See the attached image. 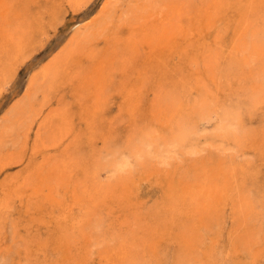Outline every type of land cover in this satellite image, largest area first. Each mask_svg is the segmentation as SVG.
<instances>
[{
	"label": "bare ground",
	"instance_id": "1",
	"mask_svg": "<svg viewBox=\"0 0 264 264\" xmlns=\"http://www.w3.org/2000/svg\"><path fill=\"white\" fill-rule=\"evenodd\" d=\"M53 1L57 3V0H51L49 1L51 6L54 4L51 3ZM90 1L91 0H61V4L63 6L72 7L77 11V9L81 10L84 8ZM44 2L46 3L48 1L45 0ZM103 2V8H97L102 10L96 12L98 17L93 23H89L88 25L81 23L85 26L83 30L79 29V32H77V30L72 31V33L75 32L77 34L71 33V35L75 34L73 38L70 36V38L66 37L70 41L68 40L69 42L66 46L62 43L64 48H61L60 51H58V49L57 52H55V50V53L50 56L48 62L41 65H39V63L37 67H33L31 76L28 74L30 78H28L25 94L22 93L23 97L20 96L21 99L19 101L16 100L18 102L12 107L10 106L8 114L4 111L6 115L4 114V118H2V120L0 119L2 122L0 124V146L2 148L5 144H10V147H14L13 145H15L17 140L22 142V147L18 145L20 148L26 147L27 144L30 143L32 130L35 129L37 125L33 136L34 138H32L34 139L32 148L35 153L43 154V158L39 157L41 159L39 163L28 165L29 167L26 168L27 171L25 173L16 175L17 171L15 172L14 170V176L12 172H10V175L12 174L11 178H8V183H6L5 188L2 189L5 194L3 198L0 197V228H3L1 224L4 223L2 218L5 210L9 212L13 206V202L16 201V197L14 198V196L18 195L22 197L26 193H30L31 196L37 197L35 201L36 205L39 202L38 206L42 204L41 206L44 208V204H49V208L53 207V212L54 208L62 207L58 215L59 219L62 221L57 218V222H53L54 224L57 223L60 225L58 233L61 237L59 236V239L58 233L57 236L52 233L50 236L47 235L48 239L44 240V236V245L45 242L47 245L49 242L50 245V241H54L60 246H56L59 250V248H62V245L64 246L66 241V243L69 242L67 243L68 247L70 243L73 245V242L75 244L74 246H78L76 243L79 239H82L83 236H85V241L86 236H88L89 242L92 245V236L96 232V237H94L96 239L94 240H96V242L98 241L97 244L100 247L96 245L98 250L103 248L100 245L103 242L106 244L105 247L108 248L109 246L107 253L106 250H101L104 252H101L103 253L102 257L104 256L106 258L105 261L108 260L107 264H140L141 262L144 263L143 260L145 259L142 260V258L149 256V251L154 252V250H151V245L157 242L156 237L159 236L160 238L161 236L160 228L156 229V225H161L162 227V224L163 226L168 223L171 224L175 219H179L176 218V216L180 214H182V216L183 214H187L186 216L188 219L185 218V220H189L188 213L186 212L190 211V209L202 218L203 215L211 214L214 210L220 208L221 204L224 203V201L226 202L228 197H232L234 191L237 195L241 193L240 191L246 193L244 186L245 183L247 184V179H245L244 174L248 171L249 167L245 168L246 166L244 165L242 166L243 170H240V164L235 160L236 158L233 160L226 155L221 158L222 162L217 158L219 161L218 166L214 167L212 165L211 167V164L208 165L206 161L200 165L199 161H202V157L196 159L192 157L195 162L194 164L197 165L199 163V168H201V171L197 168V172H200H193L195 173L194 175H192V170L188 168L186 170V167L183 169V171H186H184L183 177L181 178H175L172 174L174 170L176 172L175 167L169 171L164 170L157 172V178L164 176L163 181H169L167 182L169 183V192L163 190L169 195H167L165 201V207L167 206L166 212L163 211V209H160L162 212L155 210V208L158 209L162 203H160L161 205L159 204V207L153 204V201L156 203L157 200L162 198L158 199L157 197L156 202L150 199L152 205H150V201H148L149 206H152L151 208L154 206L153 210H155L156 213L158 212V215L160 214L161 216L160 218L162 220L159 219L158 223L154 221H158V218H156L158 217L156 216L157 214H153L156 219L152 218V222L150 220L152 214H150V212L148 213L147 208L144 207L146 212H140L139 208H141V205L138 209L132 207V209H136V211H132V215H127L123 221H121L122 219L118 220L121 227L115 223L116 219H112V216H108L117 213L114 215L117 218L120 210L115 213V208L121 207L123 210H126L133 205L131 201L137 196L138 188H140L139 184H143L144 179L151 181V179L155 177L154 171L152 170V168L154 169V167H152L154 165L152 164L154 159L160 158L159 161L162 160L160 163H164L169 167V165L173 163L175 154L176 157H179L177 156L178 154L173 153V151H170L173 154L169 153L170 155L168 156L167 151L171 150L170 147L172 145L174 148L179 146L183 148V145H186L187 148L185 151L191 152V148H193L192 152L196 154V151L200 150V140L209 138L212 139V143L208 144L206 142L205 144H208L212 151H221L220 154L227 149L233 150L232 152L238 149V153H240V149L244 146H250L252 148L258 147L257 150H259L261 154H264V122L256 125L251 118L252 113L255 111L254 109L262 102L264 103V0H104ZM40 3L41 0H0V95L3 93L5 83L9 82L11 77L16 73L18 62L22 58H20V56L24 54L25 49L28 47L27 43L29 39L34 37L37 29L41 28V25H45L46 23V19L49 15L47 12L50 11H48V8L45 9L44 7H42L44 9H39V7L42 6ZM50 4L47 6H50ZM57 5L52 9L55 12L50 8L52 12L50 14H58L56 10ZM63 11L62 16H64ZM66 12L64 14H66ZM236 16H239L238 20L235 19L237 24L233 21V18ZM92 18L93 15L91 19ZM84 20L86 21V19ZM48 23L52 24L50 22ZM78 24L75 25L79 26ZM81 24L80 26H82ZM234 24H236V26ZM53 26L55 27V25ZM49 27L50 26H48L47 29ZM232 32L233 36L231 35ZM41 34L43 35V33ZM44 36L45 35H43V37ZM230 36H232L231 42H229L231 39ZM39 40L42 39L40 38ZM45 60L46 59H44V61ZM40 62L42 63V61ZM118 73H121L124 78H121L122 93L125 97L124 104L128 107L131 119L133 120V123L128 125L131 127V134L128 136L125 134V137L122 139L123 142H121L118 137L121 135L113 136L115 135L114 133L117 134V130H115L116 132L112 131L116 126L113 127L110 120H113V115H116V113H113V117L110 118V125H103L104 122L102 120L104 118L102 111L111 99V89ZM125 76L129 79L128 81H130V84L126 83L127 80H125ZM67 84H69V87L73 91L75 101L81 105V118L86 120L88 129L84 132L88 134V137L81 136L80 134L76 135L72 123L73 117L70 114L71 105L69 100L68 104H62V102H60V105L57 103L58 106L55 104V107L52 106V108L50 107L49 110L46 111V107L52 102L51 93L58 90L63 85L64 87L67 86ZM61 92V96H63V91L61 90ZM40 93L43 94V97L39 99ZM149 96H152L150 100ZM17 97H19V95H17ZM66 99L67 98H65V100ZM65 100L63 102H65ZM7 108H9V106ZM115 112H117V110ZM248 114L251 115L250 119ZM117 116L120 118L119 115ZM115 118L114 120L117 119ZM124 118L123 116V120ZM114 120L113 123L117 122L119 119L116 121ZM119 121L121 122V118ZM128 126L126 125V129L129 131ZM100 129L104 131L107 136L104 135V137H102V143H106V145L104 144L105 147L101 149L103 145H100L101 150H98V148H95V144L97 140L100 139L98 135ZM126 129L125 131H127ZM112 132L113 135L111 134ZM13 135L15 136L13 137ZM14 138H17V140ZM11 139H13L14 143ZM81 139L85 142V148H83ZM103 139L105 141H103ZM216 139H220L221 141ZM188 144L192 146L190 149H188ZM17 147H14L15 150H11V152L8 153L2 149L0 150V171L15 164H24L23 150L19 152L20 148L16 149ZM203 148H206L205 145ZM17 150L18 152H16ZM183 150L181 151L184 152V155L191 156L189 152L185 154ZM210 150L208 152L205 151L211 156L212 153H210ZM161 151H165L166 157L165 155L164 157L160 155L159 152ZM243 153L246 155V151ZM250 153L252 152H248L247 155L249 154L251 157L252 154ZM215 154H218V156L220 155L219 153ZM234 155L236 156L237 154ZM205 157L206 156H204V158ZM179 159H182L181 155ZM204 160H206V158ZM249 161H251V158L246 159L247 164H249ZM158 168H160V166ZM106 169H109L108 171L111 173L106 176L108 178L105 176L103 178V176H101L103 175L101 171ZM146 169H148V171H145ZM18 172L20 173V170ZM189 172H191V174ZM180 173H182V170ZM246 175L248 174L246 173ZM193 176L194 178L196 177L195 180L194 178L190 179V177ZM156 181L158 182L159 180ZM163 181L161 180V183L164 184ZM252 183L255 182L253 181ZM252 183L248 184L253 185ZM7 185L9 189L12 187L15 193L11 194V192L6 191ZM253 186L255 187V184ZM247 187L249 191H247V193L249 194H245L247 196H245V198H249L250 192L254 190L253 187H251V189L249 186ZM253 192L251 195H253ZM256 193L254 192V195ZM255 196L258 198L260 195L257 196L256 194ZM146 197H144L145 201L147 199ZM251 197L253 198V196ZM256 197L255 201L257 199ZM12 198H14V201L10 208L11 204L9 202ZM108 198H111L112 205L110 208L107 206V213H105L103 211V206L105 202L109 200ZM29 199L32 200V197H29ZM242 199L243 197L241 198V195H239L237 203H239L240 200L239 207L243 210L246 209L245 211L247 213L249 212L248 209H251V207L248 208L247 206L250 205L246 204L244 199L242 202ZM249 199L251 200V198ZM20 200L21 199H19V201ZM31 200L28 202H31L28 206L34 201ZM142 200L143 199H141V202ZM255 201L253 202L255 203ZM135 202H137L136 200H134L133 203L138 207V202ZM233 203L232 200V205ZM25 205H27L26 201ZM184 205H190V207H192L185 209L184 207L186 206ZM232 205L230 206L228 204L230 207H232ZM38 206H34L32 211L38 208ZM261 206L257 207L261 209ZM241 209L238 211L243 212ZM168 210L170 211L169 213ZM27 211L28 210H26V212ZM37 211H40V207ZM51 211L52 210H50L49 213H51ZM128 212L129 211H127V213ZM152 212L153 211H151V213ZM241 212L240 214H242ZM253 212L257 215V211H252L251 216ZM56 213L58 214V211ZM143 213H145V215ZM38 214H40V212ZM53 214L54 213H51V215ZM262 214L264 213L262 212ZM51 215V218H49L50 220L52 219ZM190 215L192 218L194 217L196 219L195 215ZM246 215L250 214L247 213ZM40 216H42V218ZM105 216L110 220L112 219L110 222L107 221L108 224H111V226L113 225L112 228L114 227V230H116L118 226V231H120V233H118V231L117 233H113L114 230L111 231L109 225H107L109 228H106L105 225L107 230L104 229L103 221H105ZM36 217L37 219L35 218L34 221L41 220L39 223H43L42 219L44 213ZM256 217L258 218V215ZM26 218L29 219V217ZM200 218L198 217V219ZM251 218L252 217H249L250 220ZM12 219L11 220L14 221L13 217ZM23 219L22 221L25 223L22 225L28 227L29 223L28 225L26 224L28 220ZM195 219H192L193 222L197 220ZM243 219L246 220V217ZM54 220H56L55 217ZM58 220L60 222H58ZM204 220H206V218ZM204 220L202 219L201 221L204 222ZM36 221L34 223L38 224ZM178 221L181 222V220ZM18 222L20 223V221ZM246 222L247 221H245V224H247ZM250 222L252 223V221ZM11 223L13 224V222ZM14 223L17 224L15 221ZM53 223H51L49 229H52V225L53 227L55 226ZM60 223L63 225L61 226ZM182 223H180V225H182ZM199 223L200 222H197L199 226L203 225ZM193 224L191 221L189 222V229L187 227L188 225L184 226L187 227L185 228L187 231L184 229L186 233L183 235H188L190 229H192L191 232L194 233L190 232V236L188 235L187 237L181 236L186 243L183 242L184 244L182 243L180 247L186 246V248L184 247L185 250H179L178 254L177 252L175 253L177 254L174 261L175 264H182L183 258L186 260L184 264H205L207 261H204L203 258H206L208 253H213L207 247L209 244L207 239L209 237L207 238L206 236L204 239L202 235L204 231L200 230V232H198L199 229H202V226L198 228L197 224ZM17 225L15 228V224L11 225L13 228L10 226L12 232L9 230V235H17L15 233L18 231L14 232L18 228ZM31 225L28 227V230L26 229L28 232L31 230L30 227H33V231L36 230V225ZM39 225L41 226V224ZM209 226L206 224V227L209 228ZM56 227L58 229V225ZM56 227H54V231L47 230L48 233L55 232ZM175 227L171 226L173 231ZM204 227L205 226H203V229ZM46 228L48 229V227ZM136 228L137 230H135ZM195 228H198L196 229L197 231L194 230ZM253 228L255 227L253 226ZM207 229L205 228L204 230L208 231ZM210 229L209 231H211ZM256 229L260 230L257 226ZM140 230L144 231L142 234L147 233V235L142 236ZM253 230L255 231V229ZM257 230L255 232H257ZM2 231L3 230L0 229L1 234ZM254 231H251L252 233L250 234L252 235L249 236V238L251 237V242L253 235H256V238L259 237V234H253ZM106 232L111 236L110 238L105 235L107 234ZM132 232L134 235L130 236ZM195 232H198L200 236ZM32 233L33 235L29 237L30 242L28 243H26L28 241L26 234H18L20 235V239H24V237L26 239H24V241H26L24 242L25 244H18V246L20 245V249L24 247L27 249L25 246L26 244L28 246L29 243H36L34 241V232H30V235ZM39 233L41 234V232ZM193 234L197 236L195 237ZM5 235L4 237H6ZM39 236L40 235L37 237L39 238ZM176 236H178V234ZM11 238L14 237L10 235V239L8 237L9 242L12 241ZM16 238L17 243L18 237ZM213 238L211 239L214 242L215 240H213ZM4 239L3 241H5ZM90 239L92 240L90 241ZM105 239H109L111 244L115 246V249H113L115 250L114 254L112 253L113 251L110 250L113 248L111 247L113 245L105 243ZM136 239H138V241ZM161 239L164 240L163 238ZM175 239L179 240L176 237ZM253 240L256 241L254 237ZM164 241H162V243ZM247 241L248 240H246L245 243H247ZM43 242L33 243L32 245L36 246L39 244L41 246L42 244L41 247H44ZM83 242L80 244L84 245ZM19 243L22 244L21 240ZM56 244L53 243L50 248H53L52 246ZM86 245L87 242L84 246ZM12 246L13 245L6 246V248H8L6 250L7 252L3 246H0V248H4L0 253L8 254V251H10L9 247ZM37 246L36 248L31 247L33 253L36 251L35 249H37L38 251L42 250L41 252L46 254L45 251H43L45 250L44 248L39 249ZM155 246H153V248ZM177 247H179V245H177ZM31 248L27 250H31ZM70 248L71 246L69 249ZM81 248L82 247H80L79 250H81ZM85 248L83 250L92 249L90 246L87 247V249ZM179 248H176V250ZM69 249V252L66 251L71 253L70 250L72 248ZM27 250L23 253H28ZM89 250L87 251L89 254L86 253L87 256L89 255L85 257L87 258L86 261H88L90 257V252H93ZM160 250V252L163 251L162 249ZM73 251L74 248L72 249V253L75 254V256H73L74 259L76 258V251ZM256 251L257 253H253L252 256L255 260L261 255L259 249ZM83 253L84 251L79 254L82 255ZM165 253L167 254V252ZM165 253L162 254L165 255ZM41 254L39 255L36 253V256H41ZM58 254L60 255V253ZM171 254L172 252H170V255ZM28 255L31 257L30 254ZM113 255L115 258H113ZM98 256H101V254ZM51 257L52 256H50V258ZM45 259L43 258V264L47 261ZM73 259L71 258L72 261H70L74 262ZM55 260L57 261V259ZM75 260H77V258ZM22 262L23 260L19 261V263ZM174 262L172 261V263ZM24 263H26L25 259ZM100 264H102V262ZM103 264L105 263L103 262Z\"/></svg>",
	"mask_w": 264,
	"mask_h": 264
},
{
	"label": "rangeland",
	"instance_id": "2",
	"mask_svg": "<svg viewBox=\"0 0 264 264\" xmlns=\"http://www.w3.org/2000/svg\"><path fill=\"white\" fill-rule=\"evenodd\" d=\"M45 0H41V3L40 4H42V6H38L39 7V9H47L48 8V11H50V12H47L49 15H48V17H47V19H46V23H45V25H41V28H39V29H37V31H36V34H35V36L34 37H32L31 39H29V41H28V47L25 49V51H24V54H22V56H20V60H19V62H18V69H17V71H16V73L11 77V79L9 80V82H7V83H5V86L3 87V93L0 95V119L2 120V118H4V116L6 115V114H8V111H9V109H10V106L12 107L14 104H16L20 99H21V97H23V94H25V92H26V90H27V85H28V78H30V77H28L29 75L28 74H30V76H31V73H32V70H33V67L35 68V67H37V65L39 64V65H41V64H44V63H46V62H48V60H49V58H50V56L51 55H53V53H55V52H57V50L58 51H60V49L61 48H64L63 46V44H65V46H66V44L70 41L68 38H70V37H72L73 38V36L75 35V34H77V33H75V32H73V33H75L74 35H71V33H72V31H75V30H77V32H79V29L81 30H83V28L85 27V26H83V24L85 23V24H91V23H93L96 19H97V17H98V14L96 13V12H99L100 10H102V9H97V8H103V4H102V2L104 1V0H91L84 8H82L81 10H79V9H77V11L74 9V8H72V7H69V6H63L62 4H61V0H57V3H58V5H57V3H56V1H53V2H51V3H54V4H52L53 6H51V4H50V2L49 1H51V0H46V1H48V2H44ZM44 3H45V5H44ZM104 3V2H103ZM48 4H50V6H47ZM44 5V6H43ZM55 5H57L56 6V10H57V12H58V14H50V13H52L51 12V10L52 9H54V6ZM62 5V6H61ZM99 6V7H98ZM42 7H44V8H42ZM59 7H60V9H59ZM50 8H51V10H50ZM66 8V9H65ZM38 9V8H37ZM61 9H63V10H61ZM68 9V10H67ZM68 11V12H66V11ZM53 11V10H52ZM62 11H63V15L64 16H62ZM94 11V12H93ZM53 12H55V11H53ZM66 12V14H64ZM94 14H93V13ZM88 13V14H87ZM93 15V18L91 19V17H92V15ZM232 14H235V13H232ZM60 16H61V18H60ZM238 17L239 16H236L235 18H233V21H235L236 22V20H238ZM50 18V19H49ZM88 18H89V20H90V22H89V20H88ZM61 19V20H60ZM63 19H64V21H63ZM84 19H86V21L84 20ZM236 19V20H235ZM60 20V21H59ZM79 21V22H78ZM92 21V22H91ZM48 22H50V23H52V24H49ZM60 22V23H59ZM88 22V23H87ZM43 23V24H44ZM79 23V24H78ZM81 23H83V24H81ZM78 24L79 26H76V25ZM80 24L82 25V26H80ZM84 24V25H85ZM236 24H237V22H236ZM236 24H234L235 26H236ZM53 25H55V27L53 26ZM45 27V29H44V27ZM48 26H50L48 29H47V27ZM76 26V27H75ZM234 26V27H235ZM73 27H74V29H73ZM79 27V28H78ZM43 28V29H42ZM77 28V29H76ZM73 29V30H72ZM46 30V31H45ZM45 32V33H44ZM126 32V31H125ZM41 33H43V35H45L44 37H43V35L41 34ZM67 33V34H66ZM72 33V34H73ZM70 34V35H69ZM67 35V36H66ZM232 36H233V32H232V34H231ZM50 36V37H49ZM70 36V37H69ZM232 36H230L231 37V39L229 40V42H231L232 41ZM49 37V38H48ZM66 37H68V38H66ZM42 39V40H39V39ZM43 40H45V41H43ZM69 40V41H68ZM41 43H40V42ZM43 43V44H42ZM63 43V44H62ZM33 46V47H32ZM36 46V47H35ZM102 46V45H101ZM34 50H33V49ZM56 50V51H55ZM63 50V49H62ZM55 51V52H54ZM31 52V53H30ZM28 53H29V55H28ZM52 53V54H51ZM27 55V56H26ZM44 59H46L45 61H44ZM39 61V62H38ZM40 61H42V63L40 62ZM44 61V62H43ZM119 74V75H118ZM117 74V76H116V79H115V82H114V84H113V87H112V89H111V99H110V101H109V103L106 105V107H105V109H103V111H102V114H104V118L102 119L103 120V122H104V124L103 125H106V124H111L113 127H115L116 126V128H114V129H112V131L114 132L115 130H117V134L116 133H114L115 135H113V132L111 133L113 136H118V135H121V136H118L119 137V140L121 141V142H123V137H125V134H127L126 136H128V135H130L131 133H130V129H131V127H129L128 125H130V124H132L133 123V120L131 119V114H130V111H129V109H128V107L127 106H125L126 104H124L125 103V97H124V95H123V89H122V84H121V82H122V79H124L123 77H122V74L121 73H118ZM121 74V75H120ZM118 77V78H117ZM122 78V79H121ZM129 78V77H128ZM125 80H127V82L126 83H129L130 84V81H128L129 79H127V77L125 76ZM141 80H142V78H141ZM118 81V82H117ZM124 81V80H123ZM117 82V83H116ZM120 86V87H119ZM115 87V88H114ZM117 87V88H116ZM5 88V89H4ZM68 88V89H67ZM61 90L63 91V96H61ZM59 91H60V95H59ZM23 93V94H22ZM52 94V102L46 107V111L47 110H49V108L51 107L52 108V106H54L55 107V104H56V106H58V104L60 105V102H62V104L63 103H67L68 104V100H69V103H70V105H71V112H70V114H71V116L73 117L72 119H73V121H72V123H73V128L75 129V131H76V135H81V136H87L88 137V134L86 133V132H84V131H87L88 129H87V125H86V120L85 119H82L81 118V105H79L76 101H75V98H74V95H73V91L71 90V88L69 87V84H67V86H65L64 87V85L63 86H61L58 90H55V91H53V93H51ZM17 95H19V97H17ZM40 95V97H39V99L40 98H42L43 96V94H39ZM58 97H57V96ZM21 96V97H20ZM59 96H61V97H59ZM70 96V97H69ZM54 97V98H53ZM58 99H57V98ZM63 97V98H62ZM60 98V99H59ZM65 98H67L66 100H65ZM121 98V99H120ZM123 98V99H122ZM152 98V96H149V100ZM12 99V100H11ZM26 99V98H25ZM16 100H18V101H16ZM65 100V102H63ZM55 101V102H54ZM12 102H13V104H12ZM58 103V104H57ZM9 106V108H7ZM121 107V108H120ZM258 107H260V108H258ZM261 107H263V108H261ZM120 108V109H119ZM258 108V109H257ZM257 108L256 109H254L255 111H254V113H252V116L250 115V114H248V117H249V119H250V116H251V118H252V121L254 122V123H256V125L257 124H262L263 122H264V103L262 102L261 104H259L258 106H257ZM125 109V110H124ZM117 110V112H115ZM4 111H6V114H5V112ZM119 111H120V114H119ZM113 113L115 114L116 113V115H113ZM124 115H123V114ZM2 114H3V116H2ZM5 114V115H4ZM121 114H122V116H121ZM255 114V115H254ZM110 115V116H109ZM114 116V118H115V116H116V118L117 119H119L120 120V118H121V122L119 121H117L118 123H120V124H118L117 122H114L113 123V120H114V118H113V120H110V118H112L113 116ZM117 115H119L120 116V118L117 116ZM126 115V116H125ZM107 116V117H106ZM123 116L126 118V120H125V118H124V120H123ZM66 118H67V120H68V117L66 116ZM115 118V119H116ZM145 118V117H144ZM116 119V120H117ZM131 119V120H130ZM1 120H0V124L2 123L1 122ZM109 120L111 121V123L109 122ZM116 120H114V121H116ZM123 120V121H122ZM139 120V119H138ZM129 121V122H128ZM109 122V123H108ZM131 122V123H130ZM38 124V123H37ZM116 124H118V125H116ZM125 124V125H124ZM126 125L128 126V129H129V131L126 129L127 127H126ZM36 128H37V125L35 126V129H33L32 130V135L30 136L31 138H30V143L29 144H27V146L26 147H24V148H20L18 145H21V143L22 142H19L18 140H17V138H14V139H16L17 140V142H15V145H13L14 147H17L16 149H18V148H20L19 149V152L21 151V150H23V153H24V164L22 163V164H15V165H12V166H10V167H8V168H6V169H4L3 171H0V197L1 198H3V195L5 194L4 193V190H2V189H4L5 188V184L6 183H8V181H9V179L8 178H11V175L13 174L14 176H15V174L13 173L14 172V170H15V172L17 173L16 175H18V174H21V173H25L26 171H27V169L26 168H28L29 166L28 165H30V164H32V163H39V161L41 160L40 158H43V154L42 153H35L34 151H33V142H34V139H32V138H34L33 136H34V134H35V130H36ZM125 129L129 132H127V131H125ZM116 132V131H115ZM126 132V133H125ZM75 133V132H74ZM98 135L100 136V139H98L97 140V143L95 144V148H98V150H101V149H103L105 146H104V144L106 145V143H102V137H104V135H106L105 134V132L104 131H102L101 129L99 130V132H98ZM102 135V136H101ZM15 135H13V137H14ZM107 136V135H106ZM216 140H220V139H216ZM11 141H13V139H11ZM103 141H105L104 139H103ZM221 141V140H220ZM19 142V143H18ZM212 143V139H209V138H203V139H201L200 140V142H199V147H200V152L201 151H203V152H199V151H196L197 153H200V154H195V153H193L192 152V150H193V148H191L192 146L191 145H189L188 144V146H189V148L188 149H190L191 148V152L190 151H188L190 154H191V156L190 155H184V152H182L181 150H183V151H185L186 150V145L184 146L183 145V148H182V146H179V147H170V149L171 150H169V151H167V153H168V156L172 153V152H170V151H173V153H177L178 155L177 156H179L180 157V155H181V157H182V159H179V157H176V154H175V158H174V160H173V163L171 164V165H169V167L167 166V165H165L163 162V164H161L160 162L162 161V160H160L159 161V159L160 158H158V159H154V162H152V164H154L152 167H154V169L152 168V170L154 171V178H152L151 179V181H148V180H146V179H144V182H143V184H139V186H140V188H138V192H137V196L135 197V199L134 200H136L137 202H135V203H137V204H139L138 205V207H137V205H135L134 203H133V201H131L132 202V206H130L129 207V209L127 208L126 210H123L121 207L120 208H115L116 210H115V213L116 212H118L119 210V214L117 215L118 217L116 218L114 215H116V214H112V215H108V216H112V219L114 218V219H116V221H115V223H117V225L119 226V227H121L120 225H119V222H118V220H120V219H122L121 221H123L125 218H126V216L127 215H132V211H136V209H132V207H136L137 209L140 207V205H141V208H139L140 209V212L142 213V212H146V209H144V207L145 208H147L148 210V213L150 212V214H152V217H150V220L152 221V218H154V219H156V218H158V221L157 220H154V221H156L157 223L159 222V219H161L160 217V214L158 215V212L156 213L155 212V210L156 211H161L162 209H163V211H165L166 212V210H167V206L165 207V201H166V198H167V193H165V191H163V190H167V192H169V189H168V186H169V183H167V182H169L168 180L167 181H163V177L164 176H162V177H156L157 176V172H159V171H164V170H170V169H172V168H174L175 167V169H176V172H175V170L172 172V174L175 176V178H181V177H183V173H184V171H186L187 170V168L188 169H191L192 171V175H194L195 173H193V172H196V173H198V172H200L201 171V168H199V163H200V165L202 164V163H205V161L206 162H208V165H210L211 164V167H212V165L214 166V167H217L218 166V163H219V161H221V158L222 157H225L226 155H227V157L228 158H230V159H235L240 165V170H243V168H242V166H246L245 168H248V171L246 172L248 175H246V173L244 174L245 176V179H247L246 181H247V184L245 183V190H246V193H244V192H242V191H240L241 193L240 194H235V191L232 193V197H233V199H232V197H228L227 199H226V202L224 201V203H222L221 204V206H220V208H217L216 210H214L211 214H206V215H203L202 216V218H200L201 216H199V215H197L195 212H193V210L191 211V209H190V211H191V213H190V211H188V212H186V213H188V217H189V220H187L188 218H187V214H183V216H182V214H180V215H177L176 216V218H179L178 220H181V222H179L178 220H176L175 219V221L173 222V223H168V224H166V225H164L163 226V224H162V227H161V225H156L157 227H155L156 229H158V228H160L159 230L161 231V233H160V238H159V236L158 237H156V243H154L153 245H151L152 246V248H151V250H154V252H150L149 251V256H147L148 258H149V260H148V258L147 257H145V258H142V260L143 259H145V260H143L144 261V263H146V264H175V257H177V254H178V251L179 250H181V249H184L185 250V248H186V246H184V247H180V245H182V243L184 242L183 241V239L181 238V236L183 235V234H185L186 232H185V228H187L188 227V229L190 228V226H191V224H190V226H189V222L191 221V223L193 224V223H195V224H197V222H200L199 224H203V225H198V228H200L201 226H202V229H199V231L198 232H200V230L201 231H204V234H202L203 236H204V239L206 238V236H207V242L209 243L208 245H207V247L214 253H211L210 251H208V252H210V253H208L207 255H206V258H203L204 259V261H207V263H205V264H264V214H262V212L264 213V154H261V152L259 151V150H257L258 149V147H254V148H252V147H250V146H244L242 149H240V153H238L239 152V150L238 149H236L234 152H232L233 150H231V149H227L226 151H223L222 152V154H220V152L221 151H216V150H210V146H208V144L206 145L205 143ZM13 143H14V141H13ZM81 143H82V145H83V148H85V142H83V140L81 139ZM217 143V142H216ZM6 145V146H5ZM4 145V147L2 148L1 146H0V150L2 149L3 151H5V152H11V150L12 151H14L15 149H14V147H10V144L9 145H7V144H5ZM26 145V144H25ZM100 145L102 146V148L100 147ZM204 145H205V149L203 148L204 147ZM12 146V145H11ZM21 147H22V145H21ZM13 148V149H12ZM101 148V149H100ZM6 149V150H5ZM181 149V150H180ZM204 149V150H203ZM246 149V150H245ZM60 150V149H59ZM175 150V151H174ZM208 152L209 150H210V153H212L211 154V156L209 155V153H206V151ZM230 150H231V152H230ZM87 151V150H86ZM246 151V155H244V153L243 152H245ZM16 152H18V150L16 151ZM88 152V151H87ZM188 152L187 151H185V154H188ZM242 152V153H241ZM248 152H252V153H250V154H252V156L250 157V155L248 154L247 155V153ZM60 153V152H59ZM160 153V155H163V157H164V155H165V157H166V153H165V151H161V152H159ZM170 153V154H169ZM172 153V154H173ZM215 153H219L220 155H222V156H218V154H215ZM227 153V154H226ZM208 154V155H207ZM230 154V155H229ZM234 154H237L236 156L234 155ZM182 155H184V156H182ZM194 155V156H193ZM197 155V156H196ZM198 155H199V157H198ZM202 155V156H201ZM216 155V156H215ZM231 155H234V156H231ZM186 156V157H185ZM204 156H206L205 158H206V160H204L205 158H204ZM210 157V159H209V157ZM248 156V157H247ZM40 157V158H39ZM192 157H194V159H196V158H200V157H202L201 158V160L202 161H199V163L197 164V165H195L194 163V159H192ZM247 157V158H246ZM177 158V159H176ZM184 158V159H183ZM207 158H208V160H207ZM217 158H219L220 160L218 161V159ZM240 158H241V160H240ZM251 158V161H249V164H247V162H246V159H250ZM189 159H192L193 160V162H192V160H189ZM243 159H244V161H243ZM180 160H182V161H180ZM189 160V161H188ZM217 160V161H216ZM232 160V161H233ZM191 162V163H190ZM196 162H198V161H196ZM212 162V163H211ZM222 162V161H221ZM244 164H243V163ZM158 163H160V164H158ZM151 164V165H152ZM156 164H158V165H156ZM174 164V165H173ZM177 164V165H176ZM184 165H186V166H184ZM194 165V166H193ZM207 165V166H208ZM157 166V167H156ZM160 166V168H158ZM177 166V167H176ZM251 166H253V167H251ZM18 167V168H17ZM162 167H164V168H162ZM166 167V168H165ZM186 167V170H184L183 171V169ZM204 167V166H203ZM202 167V168H203ZM210 167V168H211ZM238 167V166H237ZM25 168V169H24ZM158 168V169H157ZM182 168V169H181ZM196 170L197 168H199L200 169V171H198L197 172V170L195 171L194 169ZM244 168V169H245ZM20 170V173L18 172ZM109 169H106V170H102L101 171V174H103V175H101V176H103V178H104V176L106 177L107 175H110V171H108ZM179 170H180V172H181V170H182V173H180L179 172ZM194 170V171H193ZM145 171H148V169H146ZM254 171V172H253ZM10 172H12V174L10 175ZM106 172V173H105ZM191 172H189L190 174H191ZM182 174V175H179V174ZM137 176H138V174H137ZM106 178H108V177H106ZM156 178V179H155ZM174 178V179H175ZM191 178H194V176L193 177H190V179ZM196 178V177H195ZM195 178H194V180H195ZM156 180H159L158 182L156 181ZM161 180L164 182V184L163 183H161ZM193 180V179H192ZM250 180V181H249ZM146 181V182H145ZM153 181H154V183H153ZM249 181V182H248ZM254 181L255 183H252V182ZM165 182H166V184H165ZM248 183H252L253 185L255 184V187L253 186V185H249ZM150 184V185H149ZM149 185V186H148ZM159 185V186H158ZM249 186V188L251 189V187H253V191L256 193V191H257V196L258 195H260V196H258V198L254 195V192H253V195H251V193L252 192H250V195H249V198H251V200L249 199V198H245V196L246 195H248L249 193H247V191H248V187L247 186ZM148 186V187H147ZM7 187V190L6 191H8V192H11V194H13V193H15V192H13V188L12 187H10V189L8 188V185L6 186ZM243 187V188H244ZM11 188H12V190H11ZM258 188V189H257ZM153 189V190H152ZM161 190V191H160ZM244 190V189H243ZM157 191V192H156ZM3 192V193H2ZM249 192V191H248ZM156 193V194H155ZM244 193V194H243ZM27 194H28V196H27ZM246 194V195H245ZM156 195V196H155ZM161 195V196H160ZM164 195V196H163ZM235 195V196H234ZM239 195H241V198L243 197V199H244V201H245V203L246 204H249L250 206H247L248 208L249 207H251V209L249 210L248 208V211L249 212H247L248 214H250V215H246L247 213H246V209L245 210H243V209H241V207H239L240 206V200H239V203H237L238 202V196ZM244 195V196H243ZM18 196V195H17ZM17 196H14V198H15V200L16 201H14V198H12V200L9 202L11 205H10V208H11V206H12V202L14 201L15 202V206H14V202H13V206H12V208H11V210L9 211L10 212V214H9V212H8V210L6 211L5 210V212H4V214H6L7 212V214L6 215H4L3 214V218H2V220H3V222L4 223H2L1 224V226L3 225V228L1 227L0 229H2L3 231H2V234H4L6 237H4V235H2L1 233H0V246H3L4 248H5V251L8 249V248H6V246H10V245H13L12 247H9L10 249V251H8V254L7 253H4V254H2V253H0V264H40V262H41V264H43L42 262H44L43 261V258L45 259V260H47V261H45V263L44 264H69V263H71V264H100L101 262H102V264H103V262L105 263V264H107L108 263V260L107 261H105L106 260V258L103 256L102 257V254L104 253L103 251H101V250H103L104 249V251L106 250V253H107V250H109V246H108V248L107 247H105V245L106 244H104V242L102 243V244H100L103 248H101V249H99L98 250V248H97V246H98V244H97V242H96V240H94V239H96V238H94V237H96V232L94 233V235L92 236L93 237V240L92 239H90V241L95 245H91L90 244V242H89V238H88V236H86V241H85V236H83V241H82V239H79V243L77 242L76 244L78 245V246H74L75 244H74V242H73V245H71V243L69 244V247L71 246V248L73 249L74 248V251L73 252H75L76 251V258H77V260H75L76 258H74L73 259V256H75V254H73L72 253V249L70 250L69 249V247H68V244L67 243H69V242H67L66 243V241H65V243H64V246L62 245L61 247L62 248H59V250H58V248H56V246H59V245H57L56 243L57 242H51L50 241V245H49V242H48V245H47V243L45 242V245H44V240H46V239H48V236H50L52 233L53 234H56V236H57V233L59 232V230H60V225L59 224H57V223H53V222H57V218L59 219V217H58V215H59V211H61V209H62V207H56V208H54V212H53V207H50L49 208V204H44L45 206H44V208L41 206V205H39L38 206V204H39V202H38V204L36 205V199H37V197H35V196H31L30 195V193H26L25 195H23L22 197L21 196H18V197H20V198H18ZM146 196H148V197H146ZM153 196H154V199H153ZM169 196V195H168ZM251 196H253V198L251 197ZM10 197V196H9ZM29 197L31 198L32 197V200H34V201H32L31 199H29ZM144 197H146L145 199H146V201L144 200ZM157 197H158V199H160V198H162V199H160V200H157ZM165 197V198H164ZM235 197H236V199H235ZM247 197V196H246ZM255 197L257 198L256 199V201H255ZM0 198V199H1ZM18 198V199H17ZM25 198V199H24ZM28 200H27V199ZM261 198V199H260ZM11 199V198H10ZM19 199H21L20 201H19ZM109 200L107 201V202H105V204H104V206H103V211L105 212V213H107V211H106V209H108L107 208V206H109V208L111 207V205H112V201H111V198H108ZM141 199H143L142 200V202H141ZM153 201V200H155V202H156V200H157V202L156 203H154V201H153V204L155 205V206H157V207H159V204L160 203H162V205L157 209V208H155V210H153V208H154V206H153V208H151L150 206H149V203H148V201H150V205H152L151 204V200ZM243 199H242V202H243ZM246 199V200H245ZM254 199V200H253ZM18 200V201H17ZM32 201L33 203L31 204V205H29L28 206V204H30V203H28L29 201ZM39 200V199H38ZM163 200V201H162ZM232 200H233V205H232ZM237 200V201H236ZM250 200V201H249ZM259 200V201H258ZM25 201H26V203H27V205H25ZM63 201H64V199H63ZM110 201V202H109ZM253 201H255V203L253 202ZM259 203H258V202ZM20 202V203H19ZM24 202V203H23ZM131 202H130V204H131ZM140 202V203H139ZM241 202V203H242ZM257 202V203H256ZM127 203H129V202H127ZM147 203V204H146ZM106 204H109V205H106ZM225 204H226V206H225ZM228 204L231 206L232 205V207H230V206H228ZM238 204V205H237ZM255 204V205H254ZM258 204V205H257ZM261 204H262V206H261ZM128 205V204H127ZM237 205V206H236ZM34 206L36 207V206H38V208H35L36 209V211H35V209H34V211H35V213H34V211H32V209L34 208ZM51 206V205H50ZM146 206H148V207H146ZM163 206V207H162ZM184 206H186V205H184ZM259 206H261V209L260 208H258ZM39 207H40V211H37L38 209H39ZM41 207H42V210H41ZM191 208L190 207V205L189 206H186V207H184L185 209L186 208ZM238 208V209H237ZM13 209V210H12ZM56 209H58V210H56ZM105 209V210H104ZM123 211H122V210ZM131 209V210H130ZM161 209V210H160ZM235 209V210H234ZM239 209H241L244 213H246V214H244L243 212H241V211H238ZM26 210H28L27 212H26ZM50 210H52L51 211V213H56L57 211H58V214L56 213L55 215H54V217L56 218V220H54V217H53V215H51V213H49L50 212ZM56 210V211H55ZM257 211V215H258V218L256 217L257 215L256 214H254L255 212H253L252 213V216H251V212L252 211ZM262 210V211H261ZM27 213H25V212ZM43 211V212H42ZM47 211V212H46ZM127 211H129L128 213H127ZM139 211V210H138ZM151 211H153L152 213H151ZM234 211V212H233ZM251 211V212H250ZM40 212V214H38ZM162 212V211H161ZM164 212V213H165ZM170 211L168 210V213H169ZM193 212V213H192ZM217 212H219V213H217ZM239 212V213H238ZM240 212L243 214H240ZM23 213V214H22ZM29 213V214H28ZM37 213V214H36ZM43 213H44V217H43V219H42V222L43 223H39V221H41V220H39V221H36V222H38V224L36 223H34L35 221H34V219L36 218L37 219V217L36 216H39V215H43ZM46 213V214H45ZM52 216V219L50 220L49 218H51L50 217V215ZM195 213V214H194ZM221 213V214H220ZM15 214V215H14ZM36 214V215H35ZM123 214H124V216H123ZM144 215H145V213H143ZM153 214H157L156 216H158V217H156L155 218V215H153ZM190 214H192L193 216L195 215V217H196V219L193 217L192 218V216L190 215ZM233 214V215H232ZM10 215H12V216H10ZM22 215H23V217H22ZM26 217H29V219L28 218H26ZM28 215V216H27ZM7 216H8V218H7ZM57 216V217H56ZM210 216V217H209ZM213 218H212V217ZM242 216H243V218H245L246 217V220L245 219H243L242 218ZM262 216H263V218H262ZM6 217V218H5ZM12 217L14 218V221L15 222H17V224L16 223H14V221H12L13 219H12ZM32 217V218H31ZM41 218H42V216H40ZM48 217V218H47ZM119 217H123V218H119ZM182 217V218H181ZM198 217L202 220H204L205 218H206V220H204V222L203 221H201L200 219H198ZM240 217H241V219H240ZM249 217H252L251 218V220L249 219ZM255 217V218H254ZM23 218H26L28 221H27V225H28V223H29V226L31 225V226H35L36 227V230H35V228H34V230L35 231H33V227H30L31 228V230H29V232L27 231L28 230V227H25V226H23L22 224H24L25 222H23L22 221V219ZM181 218V219H180ZM185 218H187L186 220H185ZM214 218H215V221H214ZM234 218V219H233ZM260 218V219H259ZM12 219V220H11ZM26 219H23V220H26ZM49 221H47V220ZM104 219H105V221H103V225H104V229H106L107 227L109 228V226H110V230L112 231V230H114V227L112 228V226H111V224L109 225L108 224V222L107 221H111L107 216H105L104 217ZM192 219H195L196 221H194L193 222V220ZM13 222V224L10 222ZM44 220V221H43ZM53 220V221H52ZM59 220H61V219H59ZM58 220V222H60ZM162 220V219H161ZM185 220V221H184ZM233 220H235V221H233ZM238 220H239V222H238ZM247 221L246 223L247 224H245V221ZM257 220V221H256ZM18 221H20V223L18 222ZM23 223H22V222ZM30 221V222H29ZM62 221V220H61ZM189 221V222H188ZM244 221V222H243ZM250 221H252V223L250 222ZM254 221H256V222H254ZM45 222V223H44ZM53 223L55 226L54 227H56L57 225H58V229H57V227L55 228V232H49L48 233V231H50V230H52V231H54L53 229H54V227H53V225H52V229L50 228L49 229V227H51V223ZM144 222V221H143ZM145 222H146V219H145ZM144 222V223H145ZM153 222V221H152ZM155 222V223H156ZM185 224H183V223ZM187 224H186V223ZM210 224V226H209V224ZM240 222H242V223H240ZM260 222H263V223H260ZM8 223H11V224H8ZM31 223V224H30ZM180 223H182V225H180ZM235 223V224H234ZM15 224V226H14V228L16 227V225L18 226V228L15 230V229H13V230H15L14 232H16V231H18V232H16L15 234H17V235H12V234H10L12 237H14V238H11V242H9L8 240L10 239V235H9V232L11 231L12 232V230H10V229H12L13 228V226H11V225H14ZM20 224V225H19ZM39 224H41V226L39 225ZM46 224V225H45ZM61 224V226L63 225L62 223H60ZM65 224V223H64ZM141 224H142V222H141ZM140 224V225H141ZM153 224V223H152ZM170 224V225H169ZM172 224H174V225H172ZM206 224H207V226H209V228L208 227H206ZM26 225V226H27ZM42 225H44V226H42ZM105 225H106V228H105ZM107 225H109V226H107ZM154 225V224H153ZM180 225V226H179ZM186 225H188L187 227H184V226H186ZM238 225V226H237ZM12 228H11V227ZM20 226V227H19ZM38 226V227H37ZM118 226H117V229L116 230H114L113 231V233L115 232V233H117V231H118ZM123 226V225H122ZM167 226V227H166ZM169 226V227H168ZM171 226L172 227H175L174 228V231H173V228H171ZM193 226H194V224H193ZM203 226H205L204 227V229L206 228H208L207 230L209 231V229L212 231V233H211V231H206V230H204L203 229ZM253 226L255 227V228H253ZM256 226L258 227V229H260V230H257L256 229ZM46 227H48V229L46 228ZM217 227V228H216ZM225 227V228H224ZM87 228V227H86ZM198 228H195L194 230L195 231H197L196 229H198ZM215 228V229H214ZM241 228V229H240ZM247 228H249L251 231H254L253 229H255V231L257 230V232H255L254 231V233L253 234H259V237L258 238H256L257 236L255 235H253V237L256 239V241H258V242H256L255 240H253V237H252V242H251V237L249 238V236L250 235H252V234H250V233H252L249 229H247ZM251 228H253V229H251ZM22 229H24V230H22ZM27 229V230H26ZM46 230V232H45V230ZM58 231H57V230ZM154 229V228H153ZM152 229V230H153ZM164 229V230H163ZM167 229V230H166ZM170 229V230H169ZM183 229V230H182ZM185 229V230H184ZM221 229V230H220ZM225 229V230H224ZM231 229V230H230ZM10 230V231H9ZM20 230V231H19ZM21 230H22V232H24V231H26V232H24V233H22L21 232ZM43 230V231H42ZM48 230V231H47ZM107 230V229H106ZM135 230H137V228L135 229ZM134 230V231H135ZM173 232H172V231ZM177 230V231H176ZM191 230L192 229H190V231L188 232V235H189V233L191 232ZM215 230H217V231H215V232H217V233H215L214 231ZM230 230V231H229ZM249 230V231H248ZM6 231V232H5ZM41 232V234L39 233V232ZM133 231V232H134ZM141 231V230H140ZM162 231H164V232H162ZM184 231V232H183ZM187 231V230H186ZM225 231H226V234H225ZM245 231V232H244ZM246 231H247V233H246ZM259 231V232H258ZM30 232H34V241L37 243H42L43 242V246L44 247H41L42 246V244H41V246L39 245V244H37V245H39V246H37L39 249L40 248H44L45 250H43V251H45V253L46 254H43L41 251L42 250H40V251H38L37 249H35L34 251V253H33V250H32V248H36V246H33L32 244L34 243V242H32V244L31 243H29L28 244V246H27V244L25 245L26 247H27V249H30L31 247V250H27L24 246V248H25V250H24V248H21L20 249V245H23V244H25L24 242H26V241H24V239H25V237H24V239H20L19 238V236L20 235H23V234H26V238H27V242L26 243H28V242H30L29 241V237H31L32 235H33V233L30 235ZM38 232V233H37ZM133 232L132 233H130V236H132V235H134L133 234ZM142 232H144V231H141V233L140 234H142ZM180 232H181V234H180ZM198 232H195L196 234H198ZM207 234H206V233ZM7 233H8V235H7ZM20 233H22V234H20ZM28 233V234H27ZM44 233V234H43ZM47 233V234H46ZM107 233V232H106ZM118 233H120V231H118ZM166 233V234H165ZM172 233H173V235H172ZM191 233H194V232H191ZM211 233V234H210ZM215 233V234H214ZM14 234V233H13ZM18 234H20V235H18ZM37 234V235H36ZM111 234H112V232H111ZM136 234H137V232H136ZM178 234V236H176V235ZM196 234H193V235H195V237L197 236ZM215 236H214V235ZM217 234V235H216ZM247 234V235H246ZM249 234V235H248ZM29 235V236H28ZM38 235H40L39 236V238H40V241H39V238L37 237ZM48 235V236H47ZM105 235H107L108 236V238H110L111 236L107 233V234H105ZM143 235H147V233L145 234V233H143L142 234V236ZM169 235H171V236H169ZM187 234L186 235H183L182 237H184V236H188ZM193 235H192V237H193ZM201 235V236H202ZM209 235H211V236H209ZM220 235V236H219ZM18 237V242L16 243V241H17V238L16 237ZM45 236V239L43 238ZM46 236H47V238H46ZM60 236V234L58 233V237ZM136 236V235H135ZM167 238H166V237ZM176 238H178L179 240H176L175 239V237ZM190 236V235H189ZM198 236H200L199 234H198ZM213 236H214V238H213ZM230 236V237H229ZM245 236H247V237H245ZM8 237H9V239H8ZM61 237V236H60ZM60 237H59V239H60ZM91 237V238H92ZM137 237V236H136ZM172 237V238H171ZM173 237H174V239H175V242H174V239H173ZM195 237H194V239H195ZM221 237V238H220ZM5 238V239H4ZM23 238V237H22ZM37 238V239H36ZM79 238H80V236H79ZM161 238H163L164 240H162ZM198 238V237H197ZM201 238H203V237H201ZM211 238H213V240H215L214 242H215V244H214V242L212 241V239ZM249 238V239H248ZM3 239L5 240V241H3ZM21 240V242H22V244L21 243H19L20 242V240ZM44 239V240H43ZM191 239V238H190ZM13 240H15V241H13ZM26 240V239H25ZM42 240V241H41ZM137 241H138V239H136ZM182 240V241H181ZM242 240V241H241ZM246 240H248L247 241V243H245V241ZM4 243H3V242ZM95 241V242H94ZM104 241H106L105 243H109V244H111V241H109V239H105ZM162 241H164L163 243H162ZM173 241V242H172ZM179 241V242H178ZM13 242V243H12ZM81 242H83V244L85 245L86 244V242H87V245L86 246H84V245H82V244H80ZM181 242V243H180ZM213 242V243H212ZM3 243V244H2ZM9 243V244H8ZM36 243H34V244H36ZM53 243L54 244H56V245H54V246H52L53 248H50V246L51 245H53ZM96 243V244H95ZM176 243H178V244H176ZM184 243H186V242H184ZM183 243V244H184ZM220 243V244H219ZM7 244V245H6ZM18 244H20L19 246H18ZM88 244H89V246H90V248H92L91 250H89V251H93V252H90L91 254H92V256H91V254H90V257L88 258V261H89V263H88V261H86V259L87 258H85V257H88L87 256V254H89L87 251L88 250H83L85 247V249H87V247H89L88 246ZM103 244H104V246H103ZM213 244H214V246H213ZM240 244V245H239ZM245 244V245H244ZM17 245V246H16ZM31 245V246H30ZM47 245V246H46ZM82 245V246H81ZM97 245V246H96ZM111 245H113V244H111ZM177 245H179V247H177ZM186 245V244H185ZM212 245V246H211ZM49 246V247H48ZM82 247L81 248V250H79L80 249V247ZM83 246H84V248H83ZM153 246H155L154 248H153ZM169 246V247H168ZM233 246V247H232ZM3 247H1L0 248V251L2 252V250L4 249ZM22 247V246H21ZM46 247V248H45ZM60 247V246H59ZM93 247H95V248H97V249H95V248H93ZM99 247V246H98ZM111 247H113V248H111L110 250L111 251H113L112 253L114 254V252H115V250H113V249H115L114 247V245L113 246H111ZM163 247V248H162ZM211 247H212V249H211ZM214 247V248H213ZM243 247V248H242ZM100 248V247H99ZM175 248V249H174ZM176 248H179V249H177L176 250ZM216 248V249H215ZM15 249V250H14ZM16 249H17V252H16ZM68 249L70 250V252L71 253H68L69 251H68ZM80 251H78V250ZM160 249H162L163 251L162 252H160L161 250ZM166 249V250H165ZM260 250V253H261V255H260V257L258 256V259H253L252 258V256H253V253H257V251L256 250ZM26 250L28 251V253H26V254H24L25 252H26ZM68 252H67V251ZM171 250V251H170ZM183 250V251H184ZM25 251V252H24ZM30 251V252H29ZM84 251V255L82 256V255H80L81 254V252H83ZM86 251V252H85ZM7 252V251H6ZM24 252V253H23ZM98 252V253H97ZM100 252V253H99ZM101 252H103V253H101ZM165 252H167V254L165 253ZM170 252H172V254L170 255ZM177 252V254H175ZM182 252V251H181ZM11 253V254H10ZM19 253H20V255H19ZM34 254V256H33V254ZM36 253H38L39 255L41 254V256H39V255H37L36 256ZM58 253H60V255L58 254ZM80 253V254H79ZM87 253V254H86ZM94 253H96V254H94ZM152 253V254H151ZM165 253V255H163V254ZM180 253V252H179ZM7 254V255H6ZM28 254H30L31 255V257H29V255ZM58 254V255H57ZM71 254H73V255H71ZM86 254V255H85ZM93 254H94V256H93ZM101 254V256H98V255H100ZM176 256H175V255ZM6 255V256H5ZM19 255V256H18ZM21 255H22V258H24L25 259V262L26 263H24V259H22L21 258ZM28 255V256H27ZM80 255V256H79ZM116 255V254H115ZM214 255H215V257H214ZM217 255V256H216ZM25 256V257H24ZM50 256H52L51 258H50ZM55 256V257H54ZM70 256V257H69ZM72 256V257H71ZM82 256V257H81ZM165 256V257H164ZM167 256V257H166ZM171 256V257H170ZM203 256V255H202ZM212 256V257H211ZM37 257V258H36ZM43 257V258H42ZM84 257V258H83ZM99 257V258H98ZM204 257V256H203ZM221 257V258H220ZM28 258H29V260H28ZM67 258H68V262H67ZM71 258L74 260V262H71L72 260H71ZM113 258H115L114 257V255H113ZM112 258V259H113ZM147 258V259H146ZM219 258V259H218ZM18 259V260H17ZM23 260V262L22 263H19V261H21V260ZM27 259V260H26ZM34 259V260H33ZM55 259H57V261L55 260ZM90 259V260H89ZM165 259V260H164ZM71 260V261H70ZM83 260H85V261H83ZM100 260V261H99ZM141 260V261H142ZM148 260V261H147ZM213 260V261H212ZM231 260V261H230ZM15 261H18V262H15ZM28 261V262H27ZM33 261V262H32ZM56 261V262H55ZM70 261V262H69ZM75 261H77V262H75ZM98 261V262H97ZM146 261V262H145ZM172 261L174 262V263H172ZM66 262V263H65ZM78 262H80V263H78ZM150 262V263H149ZM183 263L182 264H184V263H186V260L183 258V261H182ZM144 263H140V264H144Z\"/></svg>",
	"mask_w": 264,
	"mask_h": 264
}]
</instances>
